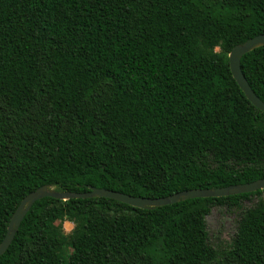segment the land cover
Wrapping results in <instances>:
<instances>
[{
  "label": "trees",
  "instance_id": "trees-1",
  "mask_svg": "<svg viewBox=\"0 0 264 264\" xmlns=\"http://www.w3.org/2000/svg\"><path fill=\"white\" fill-rule=\"evenodd\" d=\"M262 34L264 0H0V244L43 186L163 198L264 179V112L229 63ZM241 68L264 102V47ZM253 198L217 251L207 216ZM0 264H264V189L151 209L44 198Z\"/></svg>",
  "mask_w": 264,
  "mask_h": 264
},
{
  "label": "water",
  "instance_id": "water-1",
  "mask_svg": "<svg viewBox=\"0 0 264 264\" xmlns=\"http://www.w3.org/2000/svg\"><path fill=\"white\" fill-rule=\"evenodd\" d=\"M264 47V34L249 39L243 44L235 46L229 54L230 69L234 79L245 93L250 102L259 110L264 112V102L253 91L241 68L243 56ZM264 189V179H260L247 184L232 185L222 188L211 189H192L176 193L174 195L163 198H142L134 197L121 192H116L104 188H95L90 186L88 192H69L58 191L53 186H43L36 191L27 195L14 212L9 225L7 234L0 244V258L7 252L15 235L21 226L25 216L31 210L33 205L44 198H54L57 200L68 201L70 199H90V198H106L117 202L127 204L139 209L159 208L168 205H174L181 201H187L197 198H222L235 196L240 194L254 193Z\"/></svg>",
  "mask_w": 264,
  "mask_h": 264
},
{
  "label": "rangeland",
  "instance_id": "rangeland-1",
  "mask_svg": "<svg viewBox=\"0 0 264 264\" xmlns=\"http://www.w3.org/2000/svg\"><path fill=\"white\" fill-rule=\"evenodd\" d=\"M257 198L244 202L240 209H229L226 207H215L207 216V229L210 244L220 252L227 251L233 244L239 227V220L243 210L253 206ZM66 224V226H65ZM76 224L70 220L63 223L64 235L71 234ZM65 228V229H64ZM66 254L69 251H66Z\"/></svg>",
  "mask_w": 264,
  "mask_h": 264
},
{
  "label": "crops",
  "instance_id": "crops-1",
  "mask_svg": "<svg viewBox=\"0 0 264 264\" xmlns=\"http://www.w3.org/2000/svg\"><path fill=\"white\" fill-rule=\"evenodd\" d=\"M65 226H66V224H65Z\"/></svg>",
  "mask_w": 264,
  "mask_h": 264
}]
</instances>
